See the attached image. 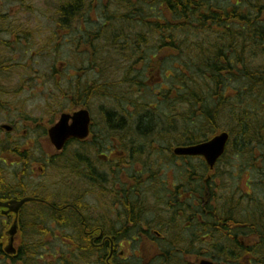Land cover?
I'll list each match as a JSON object with an SVG mask.
<instances>
[{
	"label": "trees",
	"instance_id": "trees-1",
	"mask_svg": "<svg viewBox=\"0 0 264 264\" xmlns=\"http://www.w3.org/2000/svg\"><path fill=\"white\" fill-rule=\"evenodd\" d=\"M46 19L54 23L55 31L48 37L54 46L69 48L82 62L78 71L82 81L70 77L71 89L65 93L79 95L76 98L85 107L109 101L101 107L105 126H140L134 130L137 139H128L139 141L128 146V156L131 163L153 168L157 176L156 184L146 187L143 203H135L142 223L150 220L146 207L166 203L167 208L157 212L155 225L148 222L153 228L143 230L148 238L156 230L170 237L153 245L158 253L181 254L178 246H202L195 240L205 236L216 240L223 237L224 229L226 237L237 236L233 222L242 223V236L263 237L264 0H63L57 16ZM1 28L27 40L35 31L22 25ZM166 51L178 65L165 70L164 75L171 76L157 84L152 77L164 71L158 55ZM89 72L95 75L92 82L83 78ZM223 131L231 140L214 171L202 159H178L172 154L174 147L206 142ZM152 141L160 144L156 153L145 146ZM96 142L92 146L98 151ZM164 151L174 158L170 165L175 192L164 185L171 173L161 164ZM79 162L80 177L93 188H104L106 180L95 175L92 159L82 155ZM227 162L233 167L228 172L220 167ZM244 184L251 193L245 192ZM126 211L129 218L130 210ZM85 230L79 226L78 240H72L64 252L71 256H63L64 264H90L92 258H104L107 247L93 246ZM50 233L48 227L40 237ZM29 236L30 232L11 264L63 263L46 262L44 245ZM172 237L192 241L174 242ZM207 246L206 251L195 250L196 254L218 259L217 240ZM181 263L180 256L166 259V264Z\"/></svg>",
	"mask_w": 264,
	"mask_h": 264
},
{
	"label": "flooded vegetation",
	"instance_id": "flooded-vegetation-1",
	"mask_svg": "<svg viewBox=\"0 0 264 264\" xmlns=\"http://www.w3.org/2000/svg\"><path fill=\"white\" fill-rule=\"evenodd\" d=\"M45 17L53 18L55 16ZM46 21L49 25V32L53 33L55 30L50 26H54V23H51L49 20ZM8 24L9 27L12 26L11 22ZM1 30L2 32L11 33L7 29ZM58 34L62 37L64 32L61 30L58 31ZM13 40H15V37H13ZM27 41H30V39ZM47 42L50 47L49 50L53 51L54 48L52 47H56L53 40L47 38ZM11 45L15 46V44ZM56 45L57 52H63L64 46L58 43ZM4 52H6L5 47L0 45V203H14L16 206L0 207V252L3 253L2 259L6 258L10 261L13 258L7 257L8 255L4 251L11 238L8 231L12 226L18 229L14 238V247L16 248L17 255H19L23 242L26 239L25 235L28 236L29 232L31 234L29 238L34 239L40 237V234H45L50 224L73 229L79 228L82 225L86 229L85 234L91 236L93 246L99 249L107 247L106 264H140L141 258L138 257L137 252H135V257H125L123 244H128L132 240V242H135L134 244L143 241L153 246L156 242H165L170 238L159 230L152 232V238H148L143 233V230L145 231L150 227L153 228L148 222H153L155 225L157 212L167 208L165 202L162 204H150L149 207H146L149 210L148 218L150 220L145 224L142 223L141 212H139L135 205L136 202L139 204L143 203V195L147 191L146 187L155 185L156 181L154 180L157 178L152 172L153 168L145 169V166L141 162L136 163L138 171L130 172L131 167L133 168L136 164L130 162L128 146L137 145L139 141H128L124 138L127 139L132 129H138L140 126L130 124L132 126L131 130L129 128L130 125L128 126L127 124L105 126L106 141L96 142L101 147L105 145L108 152L100 154V157L106 158L107 161L98 165L92 160V168L96 170L94 172L95 175L98 173L106 181L104 182L105 187L99 189L93 188L92 184H90V196L93 195L95 202L103 205L105 209L96 210L97 212H104L98 216L92 215V223L91 221L87 222L84 213L88 208L82 205L83 198L78 189L79 183H81L79 158H77L75 153L71 156L66 154L70 145L81 144L83 142L69 141L62 150H58L49 139L48 132L50 128L40 131L39 129L42 126L36 120V125L34 123L31 126L29 125L31 119H29L27 114L19 113L17 109L12 110L13 107H18L17 105L12 106L11 104L2 102L1 97L9 98L14 96L2 86V76L10 70V67L7 66L10 65V61L4 60ZM140 67H142V63ZM59 82L60 85L62 83L60 77ZM62 94V100L65 101H62V103L68 104L71 107L70 115L80 109L86 108L77 100L76 97L79 95L65 92ZM51 105L52 103H49V106ZM4 115L6 116L5 120L2 119ZM39 133L42 134L39 135ZM91 136L92 138L94 136L93 130ZM44 143L47 148L49 145L52 147L53 150L49 149L50 153L44 151ZM159 145V143L155 142L154 144L153 142L152 147H148V151L156 153L154 150L156 147L159 148ZM116 151L120 153L117 158H115ZM163 154L169 164L174 160L166 151ZM2 166L6 167L3 168ZM172 167L168 165L166 168L170 169V172H174ZM38 170L41 174H38ZM54 172L59 173V175L55 174L59 178H57L56 182L52 183L53 186H56V191L49 189L47 184V174ZM173 172L168 174L169 181H166L164 185L173 187L171 191L175 192ZM50 197L54 199L51 200ZM28 198L34 200L20 205ZM82 206L84 212L81 210ZM126 209L130 210L129 218H127L128 211ZM133 211H135L134 216L131 215ZM112 212L116 213L117 218H115V222H111V219L108 220ZM32 225L35 227L34 229L29 228ZM233 226L236 229L232 232H236L237 236L226 237L224 234L227 231L224 229L223 237L216 239L219 244L217 247L219 251L217 253L218 259L196 254L195 250L203 249V251H206L209 248L207 246L208 243L216 241L213 238L205 236L195 240L197 243L201 242L202 246L198 244L192 248L189 246H178L177 249L181 254H160L158 253V249L153 246L156 249V256L149 264H166L167 257L174 256L182 258L181 264H200L203 260H209L215 264H264V236H242V227H240L242 223L233 222ZM229 234H231L230 231ZM78 236L75 239L78 240ZM179 238L181 241H186V243L192 241V239L187 237ZM179 238L172 237V241L177 242ZM182 250H187L188 252L182 253ZM61 260L62 264H64L63 257ZM144 263L148 264L145 261Z\"/></svg>",
	"mask_w": 264,
	"mask_h": 264
},
{
	"label": "rangeland",
	"instance_id": "rangeland-1",
	"mask_svg": "<svg viewBox=\"0 0 264 264\" xmlns=\"http://www.w3.org/2000/svg\"><path fill=\"white\" fill-rule=\"evenodd\" d=\"M62 1L63 0H0V45L4 46L6 49V52L3 53L5 57L4 60L10 61V65H7L10 67V70L2 76V86L14 95L9 98L1 97V99L2 102L6 104H11L12 106L17 105L19 107H13V111L17 109L19 113L27 114L29 119H31L29 125L32 126L35 120L38 124H41L42 128L39 129L40 131L51 128L59 121L61 115L70 113L71 107L68 106V104L62 103V101H64L62 100V93L68 92L71 89L70 77L79 76L78 71L82 63L78 57H74L69 48H65L61 53L55 52L57 48L52 47L54 48L53 51L49 52L51 50H49L50 47L47 38L49 37L50 29L45 16H57V9L60 7ZM92 16H96L95 13H93ZM10 22L12 23L10 28L22 25V27L28 26L35 29L30 41L22 37L14 36L11 31V33L2 32L1 29L10 30L8 28H1V26L9 27L8 23ZM13 37H15V40H13ZM11 44H15V46L13 47ZM159 55L158 57L162 62L164 71L161 73L156 71V73L153 74L152 81L157 84H159V80H161L160 76L164 79L171 76L169 74L164 75L165 70L170 71L173 67L178 65L177 58L175 59L171 53H167L166 51L162 55ZM74 64L76 68L73 66ZM85 68H87V65L84 69ZM55 72H57V74H55ZM59 77L62 79L60 85ZM83 78L92 82L95 75H93L92 72H89V74L84 73ZM78 81H82V77L80 79L78 77L77 82ZM56 83H58V85H56ZM106 102L109 101L98 100L93 106L91 105L93 131L95 132L93 138L91 136L82 144L70 145L68 152H66L67 155L71 156L75 153L77 158L81 159L82 155L92 158V154L95 153L94 157H97L102 163L107 161L106 158L100 157V154L108 152L105 145L102 147L99 146L98 151L95 149L92 150L93 140L98 135L106 134L104 121L101 116L103 112L101 107L107 105L108 103ZM49 103H52V105L49 106ZM127 106L128 103L126 104V107ZM130 109L129 107V110ZM2 119L5 120L6 116H2ZM41 134L42 133H39V135ZM128 135V137H132V139L137 138L133 129ZM49 149H52V147L49 145L47 148L44 143V151L50 153ZM119 154L120 153L117 152L115 158L119 157ZM231 165L232 163L227 162L220 167L227 170L233 168ZM2 167L5 168L6 166ZM137 167V165H134L133 168L131 167L130 172L138 171ZM83 170L86 171L85 169ZM228 171L229 170H227V172ZM38 174H41L39 170ZM55 174L59 175V173L56 172L47 174L48 187L54 191H56V186H53L52 183L56 182L57 178H59V176L57 177ZM80 180L81 183H79L78 189L80 195L83 197V204L88 208L84 215L87 220L92 223V215L98 216L100 213L103 214L104 212H97L96 210H104L105 207L97 204L93 195L90 196V188L86 180L82 178ZM228 183H231V181L228 180ZM243 187L245 192L251 193L247 184H244ZM95 189H99V187L95 186ZM50 198L51 200L54 199L53 197ZM115 218H117L116 213L112 212L108 220L111 219V222H115ZM49 229H51V233L48 237H37L32 241L40 242L44 245V259L46 262L52 263L55 260H61L65 255L64 252L69 250L68 246L72 243L71 241L77 240L75 238H77L79 232L78 227L73 229L54 224H50ZM35 235L38 236L37 234ZM130 242L128 244H123L125 257H135V252H137L138 257L141 258L140 264H145L144 261L149 264L154 260L156 249H154L151 244L143 241L138 242V244H134L135 242H132V240ZM64 257L70 258L71 256L67 255ZM90 262L91 264H100L98 260L94 258H92ZM0 264H11V261L0 259ZM84 264H87V262Z\"/></svg>",
	"mask_w": 264,
	"mask_h": 264
},
{
	"label": "water",
	"instance_id": "water-1",
	"mask_svg": "<svg viewBox=\"0 0 264 264\" xmlns=\"http://www.w3.org/2000/svg\"><path fill=\"white\" fill-rule=\"evenodd\" d=\"M72 120V125H70ZM91 118L90 114L86 110L77 112L73 117L63 115L60 122L50 130L49 135L52 143L60 150L70 139H76L79 141L85 140L90 134ZM229 141V135L221 134L207 143H203L197 146L182 147L175 151L178 156H192L204 157L211 169H213L217 161L224 155ZM32 199L24 200L20 205ZM16 206L14 203L2 204L0 207ZM17 233L16 227L11 229L9 235L12 237L10 244L6 248L8 255H15L16 250L14 248V237ZM201 264H213L208 261H203Z\"/></svg>",
	"mask_w": 264,
	"mask_h": 264
},
{
	"label": "bare ground",
	"instance_id": "bare-ground-1",
	"mask_svg": "<svg viewBox=\"0 0 264 264\" xmlns=\"http://www.w3.org/2000/svg\"><path fill=\"white\" fill-rule=\"evenodd\" d=\"M92 150H93V148H92ZM93 155V154H92Z\"/></svg>",
	"mask_w": 264,
	"mask_h": 264
}]
</instances>
